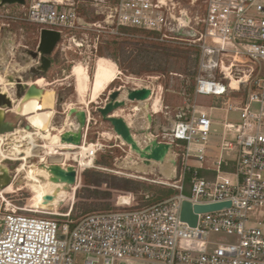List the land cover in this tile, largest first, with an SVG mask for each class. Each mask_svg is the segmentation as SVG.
Returning <instances> with one entry per match:
<instances>
[{
	"label": "built area",
	"instance_id": "built-area-1",
	"mask_svg": "<svg viewBox=\"0 0 264 264\" xmlns=\"http://www.w3.org/2000/svg\"><path fill=\"white\" fill-rule=\"evenodd\" d=\"M195 1L191 0L190 4ZM95 2L103 6L106 24L150 31L155 41L197 48L199 62L194 95L215 96L226 111L239 115L237 122H223L220 142V151L234 152V168L223 170L221 162L224 159L219 157L215 167L207 169L214 172L212 176L199 173L204 168L212 120L193 99L186 97L170 126L157 124L151 129L158 142L173 145L175 165L168 164L171 172L165 179L150 181L172 187L178 190L177 194L157 203L137 206L130 193L112 208L81 216L72 228L67 219L59 222L53 217L68 218L72 206L65 213L57 212V208L47 211L31 205L5 210L0 230V264H76L77 254L84 255V264H94L100 259L103 264L114 261L126 264H264V0H202L194 7L191 18L184 13L188 7L183 0ZM16 8L11 14L7 7H0L1 25H9L10 21L28 24L34 26L38 34L42 29L56 30L61 37L54 49L62 51L84 45V39L72 33L85 25L80 22L73 0H26L23 6ZM38 64L39 57L25 67L18 65V76L13 71L10 75L24 82L31 80L41 88L36 83L38 77L24 76L26 69ZM3 77L10 91V94L5 93L15 100L14 83ZM151 91L153 94V89ZM231 95L240 98L232 99ZM83 110L86 122L81 130L80 144L86 141L92 119L89 110ZM68 111L60 128L49 123L50 131L56 130L61 136L75 126ZM26 121L20 129L34 133L35 129ZM5 134H1L6 152L1 157L2 162L21 160L25 153L9 151ZM228 135H234V139ZM42 141H38L39 145ZM92 143L93 148L86 151L91 164L86 167L93 165L97 153L104 147L98 140ZM45 152L41 147L37 155L28 158L37 157L40 164L74 166V186L77 185L86 167L82 170L76 160ZM17 168H9L12 180ZM187 175L189 194L185 195L182 189ZM72 186L73 197L75 189L72 190ZM183 200L192 204L225 201L230 204L197 213L196 225L190 226L179 217ZM210 232L235 235L237 241L212 245L208 241ZM59 233L63 234L62 239L58 238Z\"/></svg>",
	"mask_w": 264,
	"mask_h": 264
},
{
	"label": "rangeland",
	"instance_id": "rangeland-1",
	"mask_svg": "<svg viewBox=\"0 0 264 264\" xmlns=\"http://www.w3.org/2000/svg\"><path fill=\"white\" fill-rule=\"evenodd\" d=\"M95 1L96 0H73L77 14L80 17V22L85 25L81 28V30H75L72 33H74L78 38H83L84 45L75 50L73 48H67L63 51L60 48L54 49L50 55V58L53 59L51 67L43 76L45 79L42 82V86L46 89L53 90V98L55 93L52 116L49 122L50 126L60 128L63 121L67 119L68 110H66V106H68L67 108L69 109H88L92 119L89 123L86 142H95L98 140L100 143L104 144L102 151L100 150L94 158L92 166L86 168L80 167L82 170L85 168V173H95L97 177L96 184L92 185L88 183L86 186H83V181H81L80 177V181L77 185L72 186V190L75 189L73 197L72 191L68 192L67 197H69V200L67 205L57 208V212L59 213H65L69 211L75 202L83 201V197L88 191L94 189H105V185L99 182L101 172L107 171L147 183H152L150 181L151 179L166 178L167 170H165L164 167L160 170L155 162H152L149 165L143 164L137 155L130 152L128 146L121 143V140L116 137L115 134L113 135L111 132H109L110 135L103 133L104 135L101 137V133L107 130L109 131L111 126L109 123L101 120L100 114L97 112L96 108L103 106L108 93L111 90L115 88H121L124 90L127 87H149L153 89L154 93L152 94V98L159 96L161 106L157 113H152L150 110L152 114L151 129H154L157 124L164 127L170 126L171 122L174 120L175 112L184 103L186 97L193 99L198 106L204 107L205 109L209 108L213 99L212 96L200 94L194 95L195 78L198 72V64L194 63V58L196 57L194 51H197L196 47L171 42H158L152 39L155 35H146L145 33L140 32L134 33L120 31L119 27L116 28L113 25L103 22V6L101 4L95 5ZM190 1L191 0H183V4L188 7L186 9L190 12V14L194 15V7L198 4L200 5L202 0H196L192 5L190 4ZM6 7L8 8V12L11 14L17 10L15 5L1 8ZM1 23L2 21L0 20V26ZM9 24L13 27L11 28L12 32H10L16 34L17 43L14 45L15 49L11 52L8 60L6 61L8 66L3 68L5 73L7 72V68L9 69L11 66L13 69H18V65H21L22 67L27 66L31 60L29 59L25 64H23V61L19 58V56L22 55L21 50L25 47L35 49L39 41V34L34 26L28 24H18L11 21ZM2 37H4V34L0 29V38ZM107 39L144 41L168 46L171 48V57L168 69L164 74L152 73L150 75L142 74L140 76L131 73L132 71H135L136 68L125 70L120 69L112 59L105 56H99L97 53V49H99V47L104 48L106 46L105 41ZM3 53L7 56L5 50ZM9 64L12 65L9 66ZM84 76L88 77L90 84H86V86L88 85V90L83 93L82 97L80 96L81 90L84 83H87V78L85 79ZM35 77H38L36 78L37 84L41 82V76L35 75L32 78ZM27 82L22 81L19 85L20 88L24 89L28 85ZM50 82H53V84ZM30 88L32 87L30 86ZM30 88H26L27 92ZM45 92V89H38L35 90L34 94H38V97L40 98L45 94ZM231 97L232 99H238L239 96L231 95ZM21 99L15 100L13 107H16ZM84 100H87V104H85ZM134 104V102L128 101L127 107L117 109L115 114L117 112L118 114H125V119L127 118L126 120L132 124L141 123L145 125L147 122L145 112H133L130 110ZM253 106L256 108L257 104H254ZM35 110L37 111L39 109L36 107L34 112ZM127 113H130L131 116H126ZM12 114L15 115L14 113ZM209 116L212 120V125L205 147V159L203 164L205 166L215 167L214 162L218 160L220 153L222 156H227L232 151H220L221 123L224 121L223 111L213 110ZM24 117L22 115L20 116L21 120L19 123L15 124V128H21L24 126L27 122ZM69 117L72 121L76 120L73 114ZM215 120L217 123H215ZM227 120L237 122L239 121V117L229 114L226 121ZM160 129L161 128L159 127L158 130L160 131ZM49 132L56 133L57 131H50L49 128ZM230 137L234 139V135H231ZM37 140H43L42 148L47 150V154H59V149L52 147L45 138H40L38 136ZM76 150H78V148H76ZM108 150H111V154L114 155L113 169H106L96 164V161L100 159L101 154L108 152ZM53 157L54 155H52V158ZM69 160H72V158L70 157ZM87 161L88 160L84 159V163ZM78 162L81 165L82 162L80 163L79 160ZM2 163L6 164L12 170L17 166L18 168L15 179L11 180L13 184L7 187L3 192H1L0 189V230L3 225L2 215L5 210H14L17 207H24L28 205H44L42 196L52 191L54 187H59V192V189L63 186V183H54L49 180L50 174L47 169L49 164H40L37 157L28 158L24 164V169L20 173L18 169L20 164L23 163L22 160L11 161L6 159L3 162H0V164ZM190 163L196 162L190 160ZM170 172L171 167L169 173ZM24 175L25 180L23 181L22 177H24ZM129 194V192L114 191L111 199L108 201L110 204L108 209L112 208L116 202L125 200V197L129 196ZM139 195L140 193L138 196ZM135 197L136 196L133 198L135 199ZM55 209L56 207L53 210ZM53 217L58 218L59 222H63L67 219V217L58 215ZM208 241L212 245L220 243H236L237 237L235 235H229L222 232H210L208 234ZM76 264H84V255H76ZM94 264H103V262L100 259ZM113 264L126 263L122 261H114Z\"/></svg>",
	"mask_w": 264,
	"mask_h": 264
},
{
	"label": "water",
	"instance_id": "water-1",
	"mask_svg": "<svg viewBox=\"0 0 264 264\" xmlns=\"http://www.w3.org/2000/svg\"><path fill=\"white\" fill-rule=\"evenodd\" d=\"M26 0H0V7L5 6H23ZM61 35L56 30L42 29L39 33V42L37 48H23L20 60L25 64L29 59L35 60L39 57L40 64L30 66L24 76H44L51 67L50 55L54 50L56 43ZM9 82L14 83L15 100L20 99L25 94V89L20 88L22 82L20 78L13 75L8 76ZM36 87V86H35ZM152 99V91L148 87H127L124 90L115 88L108 93L107 99L103 106L97 107L96 110L100 114L102 121L109 123L113 134L118 137L123 144L128 146L130 152L137 155L143 164L149 165L151 162L157 163L161 170L166 164L175 165V156L173 145L170 143L158 142L157 138L151 133L152 114L150 112V101ZM15 100L5 93L0 91V134L12 132L15 126L6 120L7 110L12 109ZM134 102V105L139 107L138 112H145L147 122L145 125L132 124L123 116L114 114L117 109L127 107V102ZM74 115L75 126L70 130L63 132L60 136L62 142L79 145L82 141V128L85 127L86 114L82 109L71 108L68 115ZM49 180L54 183H63L62 189L71 192V185L75 183L76 170L72 165L49 164ZM81 176V181H84L87 176ZM12 180L9 167L2 163L0 164V189L7 186ZM69 197L58 195V188L50 191L42 196L43 204L36 207L47 211L66 206ZM54 203L56 206L54 207ZM230 202H217L207 204H192L188 200L181 202L179 217L181 220L188 223L190 226H195L197 221V213L211 211L229 206ZM61 226H59V230ZM58 238H63V234L59 233Z\"/></svg>",
	"mask_w": 264,
	"mask_h": 264
},
{
	"label": "trees",
	"instance_id": "trees-1",
	"mask_svg": "<svg viewBox=\"0 0 264 264\" xmlns=\"http://www.w3.org/2000/svg\"><path fill=\"white\" fill-rule=\"evenodd\" d=\"M120 31L124 32H140L146 35H154L153 32L146 30H139L137 28L119 26ZM105 47H99L97 53L99 56H105L112 59L120 69H132L136 68L134 73L137 76L142 74L150 75L152 73L164 74L170 64V51L171 48L165 45H159L152 42L144 41H126L107 39L105 41ZM196 57L194 63L199 62V51H194ZM52 62V58H50ZM111 150L101 154L100 159L96 161L97 165H100L106 169H113L114 155L111 154ZM221 168L223 170H232L234 168V162L231 160H223L221 162ZM199 173L203 176L210 177L214 172L202 168ZM88 173L83 174V176ZM97 177L95 173H90L83 181V186L88 183L95 185ZM99 182L105 185V189L90 190L83 197V201L75 202L71 208L70 218H67L69 228L75 225V222L83 215L93 211H103L108 209L109 200L111 199L114 191L129 192L135 197L137 206H145L159 201L165 200L178 193V190L168 187L160 186L153 183H147L133 178L117 175L110 172H101ZM57 187H54V190ZM59 188V187H58ZM68 191L59 189L58 195L67 196ZM140 195L138 196V194ZM182 193L189 194L188 175L185 177L184 187ZM102 201V202H101ZM104 201V202H103ZM53 206H56L54 203ZM79 210V211H78Z\"/></svg>",
	"mask_w": 264,
	"mask_h": 264
},
{
	"label": "bare ground",
	"instance_id": "bare-ground-1",
	"mask_svg": "<svg viewBox=\"0 0 264 264\" xmlns=\"http://www.w3.org/2000/svg\"><path fill=\"white\" fill-rule=\"evenodd\" d=\"M184 13L185 15L188 16V18L194 16L190 14V12L186 8ZM84 78L85 79L87 78V83H84V86L81 90L80 96L82 97H83V93L86 90H88V85L90 84V80L88 79V77L84 76ZM44 79L45 78L43 77L40 78L41 82L38 83L40 86H42V82L44 81ZM27 83L28 85L24 88L26 92H27L26 88H30V86L32 88H30V90L27 93L25 92L24 94L25 96L23 95L24 98L20 100V102L16 107H12V110L17 112L19 115L25 116L26 119L28 120V124L35 129V132L30 133L29 131H23L20 128H15L11 133L8 132L4 135L9 140V145H8L9 151L12 152L23 151L25 153V155L21 157L23 163H21L19 166L18 169L19 173L24 169V164L26 163L28 157L36 155L38 152L37 149L43 147V145H39V142L37 140L38 136L40 138H45L46 140H48V142L51 144L52 147L58 148L59 149L58 153L64 156L65 159L68 160L70 157L73 160L78 159L80 163L82 162L81 165L78 162L80 167H86L87 165H90L91 159L86 157V151L93 148L92 142L87 143L85 141L84 144H79V146H77L76 144L62 142L57 132L56 133L49 132V122L52 116L53 100L55 98V93L53 98V93H52L53 90L46 89L43 86L41 88H37L33 83H31V80H29ZM86 84L88 85L86 86ZM0 89L2 90V92H7L8 94H10L6 80L1 74H0ZM38 89L40 90L45 89L46 91L45 94L42 95L40 98L38 97V94L36 95L34 94L35 90ZM84 102L85 104H87V100H84ZM160 106L161 103L159 96L153 97L150 104L151 110L157 112L159 111ZM36 107L39 110L37 111L35 110L34 112V109ZM138 110L139 107L137 105H133L131 107V111L133 112H138ZM126 116H131V114L127 113ZM9 136H11L12 138ZM3 140H4L3 135L0 134V162L2 161L1 157H4L6 155L5 149H3L2 147ZM76 148H78V150H76ZM45 153H47V150ZM78 155H80V158L78 157ZM59 159L60 158H57V160ZM84 159L88 161L84 163ZM164 168L165 170H167L166 173L168 174L170 170V165L166 164ZM22 180L23 181L25 180V175L24 177H22ZM11 184L13 183L11 182L6 187L2 188L1 192H3Z\"/></svg>",
	"mask_w": 264,
	"mask_h": 264
},
{
	"label": "crops",
	"instance_id": "crops-1",
	"mask_svg": "<svg viewBox=\"0 0 264 264\" xmlns=\"http://www.w3.org/2000/svg\"><path fill=\"white\" fill-rule=\"evenodd\" d=\"M11 28H13V27H11L10 24L9 25H1L0 26V29L2 30V32L4 34V37L0 38V74L2 76H6V78L8 76H10V73L12 71L14 72V74L16 76H18V73L17 72L20 69V68L19 69H13V67L11 66L12 64L11 65L9 64V66H11V68H9V69L7 68V70H6L7 71L6 72L7 74L5 73V71L3 69L6 66H8L6 64V61L8 60L11 52L15 49V46L14 45L17 43L16 36H15L16 34L15 33H11L12 32L11 31ZM4 50H5L7 56H5V53H3ZM234 96H236V95H234ZM212 97H213L212 104L209 106V108L208 109H205L204 107L199 106L200 109L205 110L208 114H210L213 110L223 111V113H224V121H226L227 116L229 114L230 115H233V116H236V117H239V115H238L237 112H235V111H226L222 106H220L217 97H215V96H212ZM12 113H14L16 116L13 115ZM116 115H120V116H123L125 118V114H118V112H117ZM20 116L21 115H19L17 112H15L14 110L10 109V110H7V112H6V118L5 119L8 120L9 122H11L13 125H15V124H17V123L20 122V120H21L20 119ZM224 121H222L221 124H223ZM227 121H229V120H227ZM215 123H217L216 120H215ZM109 132H111V134H113L112 129L109 128V131L107 130V131H104V132L101 133V137H103V135H104L103 133H107V134L110 135ZM229 136H231V135H228V137ZM222 137H223V135H222V125H221V139H222ZM219 157H222L224 160H231V161H233V159H234V152L233 153L231 152L227 156H222L221 153H220L219 154ZM215 162H214V165H215ZM203 167L205 169H213L214 168L212 166H205L204 164H203Z\"/></svg>",
	"mask_w": 264,
	"mask_h": 264
}]
</instances>
